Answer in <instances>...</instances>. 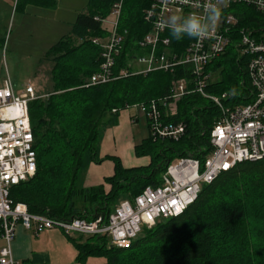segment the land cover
Returning a JSON list of instances; mask_svg holds the SVG:
<instances>
[{
	"label": "trees",
	"instance_id": "obj_1",
	"mask_svg": "<svg viewBox=\"0 0 264 264\" xmlns=\"http://www.w3.org/2000/svg\"><path fill=\"white\" fill-rule=\"evenodd\" d=\"M116 1L89 0L88 12L80 13L71 33L46 54L52 62V89L29 104L37 171L11 189V198L26 203L30 213L60 219L102 216L107 221L119 202L134 200L149 186H160L174 159L192 157L204 163L212 153L210 132L220 111L211 100L191 91L178 101L177 115L170 118L186 124L181 139L155 138L149 130L135 144V155L148 157L147 164L125 166L117 155L101 156L105 132L118 124L122 110L165 97L176 78L188 75V68L180 66L176 73L152 71L87 85L102 62L103 48L93 38L108 34L101 19ZM150 4L151 0H124L121 25L129 36L116 59L115 73L139 53L136 42L151 30L144 18ZM237 7L231 9L244 12L239 13L237 27L264 25V14ZM233 38L226 52L209 65L218 78L208 85L212 94L227 93L230 106L251 100L247 58L240 56L237 30ZM173 40L177 46L181 42ZM105 160L113 162V174L86 185L90 165ZM73 242L78 260L85 264L93 257L104 258L93 264H264V158L240 162L202 184L183 214L144 226L129 247L109 244L105 235Z\"/></svg>",
	"mask_w": 264,
	"mask_h": 264
},
{
	"label": "built area",
	"instance_id": "obj_2",
	"mask_svg": "<svg viewBox=\"0 0 264 264\" xmlns=\"http://www.w3.org/2000/svg\"><path fill=\"white\" fill-rule=\"evenodd\" d=\"M217 3V0H212ZM207 0H151L144 18L151 30L140 40L139 53H133L128 66L115 73L117 58L129 30L121 25L124 0H117L111 7L114 22L107 34L103 48L100 70L94 73L87 85L107 83L130 75L147 74L152 71L176 73L180 66L188 68L172 82L170 94L147 103H136L128 108L139 109L147 118L149 130L155 138L178 141L186 132L184 122L170 118L177 115L178 101L187 93L195 91L211 100L219 109L220 116L210 132L212 153L201 163L192 157H180L171 163L163 182L157 187H147L134 200L119 202L107 221L102 216L94 220L84 218L60 219L44 214L30 213L26 203L11 198L14 185L32 178L37 171L35 137L30 121L29 104L38 98L32 85L17 94L10 79L0 86V264H21L12 252L16 228L22 225L40 233L47 229H60L67 237L80 235H105L118 247H129L144 226L152 227L161 218L177 217L193 203L204 183H211L220 173L231 170L244 161L264 158V25L237 27L239 9L253 8L264 14V0H222L218 3L221 17L206 37L187 38L186 44L179 40L177 46L168 35V28L160 22L172 15L186 16L191 13L205 15ZM238 32L237 46L240 56L247 58V72L251 87V100L246 104L230 106L229 95L212 94L208 85L215 80L209 65L224 54ZM178 47H181L179 49ZM190 85L192 88H189ZM116 109H113L115 112ZM138 115H133V123Z\"/></svg>",
	"mask_w": 264,
	"mask_h": 264
},
{
	"label": "rangeland",
	"instance_id": "obj_3",
	"mask_svg": "<svg viewBox=\"0 0 264 264\" xmlns=\"http://www.w3.org/2000/svg\"><path fill=\"white\" fill-rule=\"evenodd\" d=\"M40 1L0 0V86L8 78L17 94H21L29 84L38 96H45L51 91L52 62L46 54L60 38L71 33L77 16L89 10V0ZM101 20L103 28L111 31L114 16L109 13ZM97 38L101 45L107 41V35ZM129 112L138 115V122L129 128L121 127L118 139L123 138L125 143L132 141L134 145L148 136L149 126L146 116L139 109L131 108ZM123 143L116 145L117 152L127 157V164H130L129 146L122 147ZM177 162L178 159H174L172 163ZM74 238L85 241L87 235L76 234ZM102 260L103 257L91 259L94 262Z\"/></svg>",
	"mask_w": 264,
	"mask_h": 264
},
{
	"label": "crops",
	"instance_id": "obj_4",
	"mask_svg": "<svg viewBox=\"0 0 264 264\" xmlns=\"http://www.w3.org/2000/svg\"><path fill=\"white\" fill-rule=\"evenodd\" d=\"M129 109L122 110L118 124L105 132L101 144V156L117 155L122 159L125 166L147 164L149 162L148 157L139 158L135 155V144L133 145L132 141L125 143V141H122L123 138L118 139L121 127L129 128L138 122L137 120L133 123V115L130 114ZM122 143V147L129 146L127 152L131 156L130 164H127V157L125 158L117 152L116 145L119 146ZM113 172L114 164L110 160H105L101 164L93 163L86 175V185L98 184L105 176L112 175ZM73 239L75 238L73 237ZM73 239L67 237L60 229H47L37 234L22 225H18L12 242V252L14 258L20 261L21 264H85L83 261L78 260V251ZM2 245L3 241L0 239V247ZM91 259H87V264L97 263L91 261Z\"/></svg>",
	"mask_w": 264,
	"mask_h": 264
},
{
	"label": "clouds",
	"instance_id": "obj_5",
	"mask_svg": "<svg viewBox=\"0 0 264 264\" xmlns=\"http://www.w3.org/2000/svg\"><path fill=\"white\" fill-rule=\"evenodd\" d=\"M222 0H217L213 3L212 0H207L204 5L205 15L201 16L196 13H191L186 16L172 15L160 22V27L168 28L170 36L175 40H182L185 36L188 38H203L209 33V30L216 26L221 17V9L218 3Z\"/></svg>",
	"mask_w": 264,
	"mask_h": 264
}]
</instances>
